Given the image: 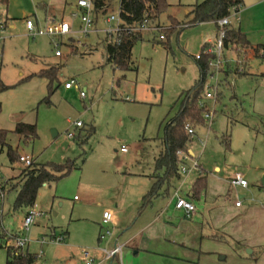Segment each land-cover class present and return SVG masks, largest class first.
<instances>
[{
    "label": "rangeland",
    "instance_id": "obj_1",
    "mask_svg": "<svg viewBox=\"0 0 264 264\" xmlns=\"http://www.w3.org/2000/svg\"><path fill=\"white\" fill-rule=\"evenodd\" d=\"M201 1L167 0L168 9L154 21L164 27L162 32L172 28L169 16L179 24L166 35L163 45L158 44V32L140 34L141 40L134 44L132 61L126 70L106 61L104 30L114 23L93 12L97 30L82 34L80 21L72 19L68 9L77 0H9L7 6L0 4V13L9 18L2 33L5 38L0 40V80L13 85L0 92V124L11 130L18 121L31 122L35 123L37 132L34 141L28 143L9 131L6 142L17 145L16 158L27 154L37 163L71 159L79 167L57 182L40 187L32 207L14 210L16 191L24 181L25 168L16 160L10 162L4 147L0 151V245L3 240L23 233L24 215L34 210L39 215L34 216L26 233L31 241L24 250L38 254L37 264H81L84 248L93 252L95 264H118V259L111 263L103 259L104 250L113 248L108 246V241L113 240L121 248L152 218V208L170 211L173 203L169 200L179 179L172 182L168 194L153 199L142 211L138 207L142 193L152 181L154 160L163 149L162 127L178 111L180 93L198 78L193 56L200 51L205 35L212 36L215 31L211 22L187 23L192 17L193 4ZM110 2V11L118 13L120 0ZM243 3L242 7L250 2L243 0ZM258 6L240 18L241 28L249 31L247 39L252 44L264 42V2ZM61 13L71 22L69 35L52 38L28 35L26 18L40 25L45 17H60ZM9 23L12 28L8 27ZM55 43H58L56 47ZM55 50L61 51L62 56H55ZM243 52L244 49L239 58L232 51L225 52L231 66L221 75L216 97L202 96L199 100L215 110L212 121L205 120V125L196 130L197 137L188 144L193 153L191 159L207 174L205 193L200 200H195L199 209L213 203L225 207L226 212H231L236 202L264 205V118L253 110L254 89L261 80L256 74L264 71V59L254 57L250 48L244 56ZM242 57L247 62L249 59L246 77H239L244 76L242 71L233 70L237 58L240 61ZM56 65L59 82H52L51 95L47 92L46 78L33 77L17 83L28 72ZM71 79L74 85L65 89L64 82ZM76 121L81 126H76ZM227 134L229 148L219 137ZM78 136L80 140L86 138L81 145ZM122 145L127 147L126 152L121 151ZM235 172L246 179L245 189L239 187L234 191L226 184L225 177ZM198 174L199 169L193 170L187 177L188 184ZM187 189L184 185L181 193L186 194ZM104 210L119 217V222L111 220L101 228ZM247 214L254 218L257 229L264 232V210L255 211L253 207ZM106 228L110 234L98 241ZM65 231L67 234L62 239ZM41 237L52 241L40 245L36 239ZM219 240L225 244V250L229 248L226 259H218L225 252H216L206 254L200 261L195 258L176 264H233L232 250L238 251L240 247L243 253L247 252L240 244L237 248L230 237ZM247 255L252 256L250 260L260 256L257 252ZM158 261V264L168 263L166 259ZM6 263V249L1 245L0 264ZM143 264L152 262L146 259ZM260 264H264V256Z\"/></svg>",
    "mask_w": 264,
    "mask_h": 264
},
{
    "label": "trees",
    "instance_id": "obj_2",
    "mask_svg": "<svg viewBox=\"0 0 264 264\" xmlns=\"http://www.w3.org/2000/svg\"><path fill=\"white\" fill-rule=\"evenodd\" d=\"M93 4V12L95 14L100 9L103 2L111 0H90ZM9 0H0V4L7 6ZM243 0H203L193 4L190 14L191 19L188 24H196L201 22H213L216 25V21L220 18L227 16L230 13L232 7H237L242 4ZM169 7L167 0H120L119 2V14L124 24L132 25L140 23L143 19L158 20L160 15L165 12ZM170 24L172 28L164 31V39L166 35L176 28L178 20L172 16H169ZM234 23V22H233ZM232 22L225 26L224 36V48L227 51H233L234 54L239 57L241 51H245L250 48L253 55L257 58L264 59V44L250 45V42L246 38L245 34L240 30L238 25ZM163 39V40H164ZM141 40L140 33L129 32L123 33L120 36L118 42H108L106 45V61L112 64L115 68L126 70L129 68L132 57V49L134 44ZM163 40H157L159 45H163ZM168 46V43H165ZM207 45V44H206ZM202 45L200 51L206 47ZM170 47H167L169 49ZM194 58V56H193ZM207 56L203 55L200 62L195 61L198 68V73L202 69L206 68ZM245 66L241 72L242 75L247 74L245 57L242 60ZM58 66H52L43 68L37 72L31 73L27 76L21 77L17 83L25 82L33 77H42L48 80L47 92L51 95L54 91L52 88V82L58 80L57 77ZM230 71V70H229ZM59 82V80H58ZM13 85L4 84L0 81V92L9 89ZM203 96V82L197 80L193 85L185 91L180 93L179 98L180 105L178 111L168 121H166L162 127L163 131V149L157 155L154 161V171L151 177L154 179L151 186L141 197V203L138 207V211H142L147 205H149L153 199L168 194V190L172 187V182L175 179H179L178 173V151L189 152L188 144L193 140V137L187 131L186 126H190L194 130V138L197 137L196 130L200 126L205 125V118L203 116L206 110L199 105V100ZM178 98V99H179ZM49 101V100H48ZM10 130L0 128V151L6 148V155L10 162L18 161L19 155L16 154L17 147L14 148L6 142V136ZM11 132L19 135L20 139L24 142L31 143L37 137L35 123L18 121ZM87 134H90L88 131ZM224 141L225 146L229 148L230 136H219ZM79 139V136L77 137ZM86 138L79 139V144H83ZM21 163V162H20ZM24 181L16 191L14 199L13 209H22L32 207L34 205L38 189L44 185L57 182L62 177L68 175L76 167L75 162L71 159H66L62 162L48 161L45 163L33 162L30 165H24ZM207 186V174L202 168L199 167V174L193 181L190 188L189 198L193 201L200 200L201 196L205 193ZM67 232H64L65 237ZM212 238L222 239L223 236H211ZM100 240L98 236V241ZM1 247V245H0ZM6 249L7 263L6 264H37L39 258L37 253L29 252L28 250H20L14 247H4Z\"/></svg>",
    "mask_w": 264,
    "mask_h": 264
},
{
    "label": "crops",
    "instance_id": "obj_3",
    "mask_svg": "<svg viewBox=\"0 0 264 264\" xmlns=\"http://www.w3.org/2000/svg\"><path fill=\"white\" fill-rule=\"evenodd\" d=\"M249 2L250 3L248 5H245L243 7L242 4L244 5V3L242 2V4L239 6L238 9L239 18L237 20H234V23L232 22L233 24L238 25L240 30L245 34L246 38L249 35V31L242 30L240 25V18L244 16L245 13L249 11V9L253 10L259 7L258 5L263 3L264 0H249ZM65 3L67 4L68 2L65 1ZM72 4L73 3L69 4L68 6L69 10ZM0 17L4 18L6 21L9 20L7 16L3 17L2 13H0ZM47 17H45V19ZM211 23L215 27L214 34L212 36L205 35L202 44L200 45V49L205 42L212 41L215 37L216 26L213 22ZM8 27L12 28L13 25L9 23ZM257 44H264V42H258L255 44L250 43L251 46ZM226 52H231V51L226 50ZM251 53L253 54L252 51ZM246 57L248 58V53ZM248 62L246 61L247 64ZM37 71H32L30 73L28 72L24 76H27ZM246 73L248 74L249 70ZM247 74H244V76H239V77H246ZM20 75L22 76V74ZM256 76H259L261 80L256 83V88L254 89L253 110L255 113L262 115L264 118V71L257 73ZM0 128H4V127H2V125L0 124ZM16 147L17 145L14 148ZM189 154L190 156H193L191 150L189 151ZM32 159H33L32 161L35 162L33 156ZM20 164L23 165L22 163ZM153 171H154V167H153ZM229 177H225L226 184H228L229 188H233L229 185V181H228ZM153 181L154 179L152 178V181L150 182V186L153 183ZM193 181L191 182V184H188L187 177L184 179L183 184L186 185V187L188 186V189L187 191H185L186 194L182 193V195H185L187 197L190 196L191 194L190 188ZM233 190L236 191V188H233ZM144 193H142V195ZM238 197H244V195L238 194ZM169 202L173 203L170 211H168L169 208L162 209L160 211L154 210L151 206L152 218L146 221L144 225H142L137 231H135L133 235H131L123 243V246H121V250L119 253L115 254V256H113L112 258H106L105 252H103L104 253L103 259H107L110 263L114 259H118V264H143L146 259H149L152 262V264H158L159 262L158 259H166L168 261L167 264H176L178 261L185 262L195 258H198L200 261L204 259V256L206 254H213L216 252L217 254H219V252H225V256L221 255L218 257V259L223 260L227 258L229 248L226 247L227 250L226 251L224 249L225 244L222 243V241H220L219 239L212 238L211 236H223V238L227 236L236 242L237 248L240 244L242 245V250L243 249L244 250L246 249V251L248 249L251 250L249 254H252L254 252L260 254L258 258L253 257V259L255 260H250L252 256H248L247 255L248 252L243 253L239 247L238 251L232 250V255L230 259L233 264H260V259H262V257L264 256V249H263L264 232H260L257 229L254 222V218L249 217L247 212L249 211L250 208L253 207L255 211L256 210L263 211L264 205H262V207L261 206L259 207L257 206V204H248V203L245 205H243L242 203L239 205L234 204L233 208L231 209V212L230 211L226 212L225 207L221 205H214V203L206 209L204 208L199 209V207L196 205V202L193 200L196 206V211L192 216L187 217L182 209L175 208L174 200L171 201L170 198ZM136 206L137 204L135 205V207ZM167 207H169V204H167ZM202 210L205 212V214L203 213ZM112 220L113 223H117L119 222V217L113 216ZM109 245L114 247L116 244L113 240L111 241L110 239L108 241V246ZM93 256L95 257L94 254ZM211 257H213L214 260L215 259L218 260L216 256L212 255ZM81 264H84L82 261V256H81Z\"/></svg>",
    "mask_w": 264,
    "mask_h": 264
},
{
    "label": "built area",
    "instance_id": "obj_4",
    "mask_svg": "<svg viewBox=\"0 0 264 264\" xmlns=\"http://www.w3.org/2000/svg\"><path fill=\"white\" fill-rule=\"evenodd\" d=\"M110 4L111 2L108 1L103 2L100 9L97 11V13H101L105 16V20L108 23H114L112 26L104 30V35L107 39V42H118L121 34L126 32H136L143 34L149 31H155L159 33L157 36L158 40L164 39L165 36L162 32V30H164V27L162 25H159L155 21L146 18L137 24H124V22L120 18L119 11L118 13H113L110 11ZM238 9L239 6L232 7L230 9V13L227 16L220 18L216 21L217 27L214 39L212 41L205 42L204 44H207L206 47L199 51L196 55H194V59L198 62H200V60L203 58V55H206L208 57L206 60L205 69H202L199 64L201 72L198 74L199 80H202L203 82V97L206 99L216 97L221 75L224 74V72L227 71L231 66L229 60H227L225 57L226 49L224 48L223 40L225 36V26L229 25L232 22V19L237 20L239 18ZM92 10L93 4L90 0H77L75 4H72L70 6L69 15L72 19H78L80 21L79 32H81L82 34H88L97 30L94 27L96 20H94L92 17ZM6 26L7 21L4 18L0 17V40H4L5 38L2 33L5 30ZM25 28L28 32V35H31L32 37L48 36L52 38L56 36H67L72 32L71 22L66 20L63 17L62 13L60 17H47L46 19H44V22L40 25L34 24L31 19L26 18ZM54 45L56 47L58 43H55ZM54 55L60 57L62 56V52L59 50H55ZM238 58L237 61H235L233 70L241 72L243 70L242 58L240 59V61L238 60ZM74 83L75 82L72 79L67 80L64 82L63 86L65 89H69L74 85ZM80 96L84 97V92L80 91ZM125 98L130 100L129 96H126ZM199 105L206 109L203 114L205 120L211 122L215 111L214 108H207L203 105L202 102H200ZM75 125L80 126L81 123L79 121H76ZM186 128L190 136L194 137V130L188 125L186 126ZM71 135L72 133H68V136ZM120 149L122 152L127 151V147L124 145H122ZM177 154L179 158V184L177 187L174 188V192L172 194L171 199L174 200L175 208L182 209L185 212L186 216L190 217L196 211V206L189 197L182 195L181 192L184 185V179L188 177V175L193 170H198L199 166L196 160L191 159L189 152L187 153L186 151L180 150ZM186 160H188L190 163L185 164L184 161ZM19 162H21L25 166L30 165L32 163V158L30 157V155L27 154L19 155ZM228 181L229 185L233 188H246L248 186V183L244 178L243 174L239 172H235L232 176H230L228 178ZM235 204L239 205V202H236ZM35 215L39 214L34 210L27 211L24 215L21 225L23 233H19L12 238L3 240L1 242V245H3L4 247H14L20 250H24V248L27 247L28 243L31 241V239L26 235V233L32 225L33 218ZM112 219V212L109 210H104L102 213L101 228L109 224ZM109 234L110 231L108 228H106L105 230H103V233L99 235V238L103 239ZM36 241L41 245L44 242L52 240H46L41 237ZM120 250V246L115 245L111 250H104V252L106 258H112L113 256H115V254L119 253ZM81 256L84 264H95V257L93 256L91 250H89L88 248H84L81 250Z\"/></svg>",
    "mask_w": 264,
    "mask_h": 264
},
{
    "label": "water",
    "instance_id": "obj_5",
    "mask_svg": "<svg viewBox=\"0 0 264 264\" xmlns=\"http://www.w3.org/2000/svg\"><path fill=\"white\" fill-rule=\"evenodd\" d=\"M262 186H264V175H263V180H262ZM247 252H248V253H250V252H251V250H250V249H248V250H247Z\"/></svg>",
    "mask_w": 264,
    "mask_h": 264
}]
</instances>
